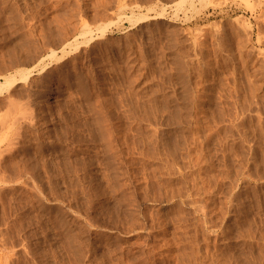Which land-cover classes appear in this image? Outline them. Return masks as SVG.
Segmentation results:
<instances>
[{
  "label": "rangeland",
  "instance_id": "374dc122",
  "mask_svg": "<svg viewBox=\"0 0 264 264\" xmlns=\"http://www.w3.org/2000/svg\"><path fill=\"white\" fill-rule=\"evenodd\" d=\"M104 1L0 0V264H264V1Z\"/></svg>",
  "mask_w": 264,
  "mask_h": 264
},
{
  "label": "bare ground",
  "instance_id": "6f19581e",
  "mask_svg": "<svg viewBox=\"0 0 264 264\" xmlns=\"http://www.w3.org/2000/svg\"><path fill=\"white\" fill-rule=\"evenodd\" d=\"M6 1V0H5ZM9 1V0H8ZM78 1V0H77ZM104 1V0H103ZM219 1V0H218ZM264 1V0H263ZM34 2V1H33ZM39 2V1H38ZM37 2V3H38ZM76 2V1H75ZM81 2V1H80ZM104 2H106V1H104ZM247 2H249V1H247ZM69 3V2H68ZM180 3V2H179ZM178 3V4H179ZM217 3V2H216ZM221 3H223V2H221ZM254 3H256V2H254ZM260 4V0L257 2V4ZM39 4V3H38ZM58 4V3H57ZM74 4V3H73ZM105 4V3H104ZM212 4V3H211ZM219 4V3H218ZM247 4V3H246ZM250 4V3H249ZM252 5H251V8H254L253 6H255L256 7V4L254 5L253 3H251ZM258 4V5H259ZM10 5V4H9ZM14 5V4H13ZM75 5V4H74ZM100 5V4H99ZM106 5V4H105ZM109 5H110V3H109ZM261 5V4H260ZM12 6V5H11ZM32 6V5H31ZM30 6V7H31ZM76 6V5H75ZM95 6V5H94ZM262 6V5H261ZM108 7H110V6H108ZM249 7V6H248ZM247 7V8H248ZM259 7V6H258ZM105 8V7H104ZM101 9V8H100ZM256 9V8H255ZM13 10V9H12ZM263 10H264V8H263ZM17 11V10H16ZM120 11V10H119ZM257 11H258V9H257ZM12 12V11H11ZM254 12V11H253ZM260 14L261 13H259V16H260ZM13 15V14H12ZM261 15H263V14H261ZM18 16V15H17ZM124 16V15H123ZM15 17V16H14ZM13 17V18H14ZM20 17V16H19ZM119 17V16H118ZM261 17V16H260ZM18 18V17H17ZM238 18H240L239 16H238ZM258 18V17H257ZM263 18V17H262ZM120 19V18H119ZM118 19V20H119ZM142 19V18H141ZM145 19V18H144ZM237 19V18H236ZM254 19H256V18H254ZM32 20V19H31ZM143 20V19H142ZM239 20H241V19H239ZM260 20V19H259ZM16 21V20H15ZM14 21V22H15ZM111 21V20H110ZM238 21V20H237ZM248 21V20H247ZM260 22V21H259ZM258 22V23H259ZM18 23V22H17ZM81 23V22H80ZM88 23V22H87ZM245 22H243V25H246V24H244ZM20 24V23H19ZM78 24V23H77ZM109 24H110V22H109ZM102 25V24H101ZM62 26H64V25H62ZM84 26V25H83ZM231 27H232V25H231ZM238 27V26H237ZM88 28V27H87ZM219 28V27H218ZM257 28H258V26H257ZM260 28V27H259ZM217 29V28H216ZM247 29V28H246ZM246 29H245V31H246ZM251 29V28H250ZM89 30V29H88ZM231 30V29H230ZM234 30V29H233ZM249 30V29H248ZM99 31V30H98ZM103 31V30H102ZM204 31V30H203ZM243 31V30H242ZM87 32H89V31H87ZM86 32V34H88ZM200 32H202V31H200ZM218 32V31H217ZM227 32V31H226ZM251 32V31H250ZM262 32V31H261ZM100 33H101V29H100ZM215 33V32H214ZM236 33V32H235ZM241 33H243V32H241ZM247 33V32H246ZM106 34V33H105ZM211 34V33H210ZM218 34V33H217ZM251 34V33H250ZM199 35V34H198ZM223 35V34H222ZM209 36V35H208ZM243 36H245V35H243ZM251 36V35H250ZM257 36H259V35H257ZM262 36V35H261ZM80 37H82V36H80ZM202 37V36H201ZM200 37V38H201ZM211 37H214V36H211ZM221 37V36H220ZM253 37V36H252ZM232 38V37H231ZM262 38H263V36H262ZM218 39H219V37H218ZM246 39V38H245ZM43 40V39H42ZM51 40V39H50ZM204 40V39H203ZM221 40V39H220ZM248 40V39H247ZM256 40H259V39H256ZM49 41V40H48ZM85 41V40H84ZM215 41V40H214ZM225 41V40H224ZM245 41V40H244ZM243 41V42H244ZM249 41V40H248ZM194 42V41H193ZM202 42V41H201ZM205 42V41H204ZM203 42V43H204ZM207 42V41H206ZM216 42V41H215ZM258 42V41H257ZM52 43V42H51ZM195 43V42H194ZM247 43V42H246ZM260 43V42H259ZM61 44V43H60ZM125 44V43H124ZM197 44V43H196ZM221 44V43H220ZM248 44V43H247ZM258 44V43H257ZM199 45V44H198ZM202 45V44H201ZM211 45V44H210ZM233 45V44H232ZM43 46V45H42ZM77 46V45H76ZM195 46V45H194ZM227 46V45H226ZM239 46V45H238ZM237 46V47H238ZM206 47H207V45H206ZM244 47H245V45H244ZM51 48V47H50ZM67 48V47H66ZM217 47H215V49H216ZM230 48V47H229ZM119 49V48H118ZM219 49V48H218ZM221 49V48H220ZM246 49V48H245ZM251 49H252V47H251ZM197 50V49H196ZM199 50H200V48H199ZM237 50V49H236ZM239 50V49H238ZM241 50H243L242 48H241ZM263 50V49H262ZM64 51V50H63ZM176 51V50H175ZM215 51V50H214ZM213 51V52H214ZM217 51V50H216ZM54 53H55V51H53ZM122 52V51H121ZM177 52V51H176ZM221 52V51H220ZM238 52V51H237ZM247 52V51H246ZM88 53V52H87ZM203 53V52H202ZM227 53V52H226ZM239 53V52H238ZM262 53V52H261ZM67 54V53H66ZM78 54V53H77ZM131 54H133V53H131ZM234 54H235V52H234ZM247 54V53H246ZM207 55V54H206ZM215 55V54H214ZM238 55V54H237ZM177 56H179V55H177ZM218 56V55H217ZM234 56V55H233ZM53 57V56H52ZM62 57V56H61ZM60 57V58H61ZM121 57V56H120ZM127 57V56H126ZM133 57V56H132ZM198 57V56H197ZM200 57V56H199ZM230 57V56H229ZM241 57H242V55H241ZM246 57V56H245ZM45 58V57H44ZM50 58V57H49ZM91 58V57H90ZM131 58V57H130ZM222 58V57H221ZM244 58V57H243ZM28 59V58H27ZM26 59V60H27ZM56 59V58H55ZM89 59V58H88ZM181 59V58H180ZM236 59V58H235ZM241 59V58H240ZM246 59V58H245ZM81 60V59H80ZM204 60V59H203ZM224 60V59H223ZM228 60V59H227ZM233 60V59H232ZM86 61V60H85ZM90 61V60H89ZM135 62V61H134ZM225 62V61H224ZM228 62V61H227ZM245 62V61H244ZM23 63H24V61H23ZM188 63V62H187ZM209 63V62H208ZM240 63V62H239ZM137 64V63H136ZM206 64V63H205ZM241 64V63H240ZM168 66H169V64H167ZM171 65V64H170ZM209 65V64H208ZM225 65V64H224ZM49 66V65H48ZM173 66V65H172ZM221 66V65H220ZM240 66V65H239ZM170 67V66H169ZM174 67V66H173ZM173 67H171V68H173ZM178 67V66H177ZM215 67V66H214ZM228 67V66H227ZM243 67V66H242ZM44 68H45V66H44ZM43 68V69H44ZM139 68V67H138ZM168 68V67H167ZM175 68V67H174ZM199 68V67H198ZM197 68V69H198ZM248 68V67H247ZM79 69V68H78ZM199 69H201V68H199ZM223 69V68H222ZM34 70V69H33ZM167 70V69H166ZM219 70V69H218ZM217 70V71H218ZM237 70V69H236ZM248 70V69H247ZM48 71V70H47ZM163 71H165V69L163 70ZM220 71V70H219ZM243 71V70H242ZM262 71V70H261ZM130 72V71H129ZM167 72V71H166ZM170 72V71H169ZM243 72H246V71H243ZM17 73V72H16ZM24 73V72H23ZM232 73V72H231ZM239 73V72H238ZM32 74V73H31ZM48 74V73H47ZM50 74V73H49ZM163 74V73H162ZM169 74H171V73H169ZM177 74V73H176ZM241 74V73H240ZM246 74V73H245ZM244 74V75H245ZM249 74V73H248ZM19 75V74H18ZM164 75V74H163ZM186 75H187V73H186ZM193 75V74H192ZM231 76H232V74H230ZM243 75V74H242ZM250 75V74H249ZM24 76V75H23ZM180 76V75H179ZM200 76V75H199ZM209 76V75H208ZM227 76V75H226ZM225 76V77H226ZM234 76V75H233ZM247 76V75H246ZM14 77H15V75H14ZM14 77H11V78H14ZM178 77V76H177ZM224 77V76H223ZM224 77V78H225ZM228 77V76H227ZM237 77V76H236ZM248 77H250V76H248ZM254 77V76H253ZM55 78H57V77H55ZM171 78V77H170ZM184 78V77H183ZM198 78V77H197ZM206 78V77H205ZM234 78V77H233ZM255 78V77H254ZM20 79V78H19ZM231 79V78H230ZM42 80V79H41ZM159 80H161V79H159ZM233 80V79H232ZM236 80V79H235ZM251 80V79H250ZM38 81V80H37ZM53 81V80H52ZM170 81V80H169ZM204 81V80H203ZM212 81V80H211ZM215 81V80H214ZM231 81V80H230ZM253 81V80H252ZM251 81V82H252ZM16 82V79H13V80H9V81H7L6 80V82L5 83H2V85H1V88H6V87H8L9 88V86H11V85H13L14 83ZM208 82V81H207ZM213 82V81H212ZM219 82H221V80H219ZM227 82V81H226ZM244 82V81H243ZM35 83H37V82H35ZM39 83V82H38ZM170 83V82H169ZM174 83V82H173ZM196 83V82H195ZM209 83V82H208ZM264 83V82H263ZM167 84V83H166ZM210 84V83H209ZM227 84V83H226ZM230 84V83H229ZM231 84H232V82H231ZM250 84H252V83H250ZM205 86H206V84H204ZM208 85V84H207ZM215 85V84H214ZM234 85V84H233ZM232 85V86H233ZM248 85V84H247ZM162 86V85H161ZM171 86V85H170ZM169 86V87H170ZM178 86V85H177ZM231 86V85H230ZM246 86V85H245ZM258 86V85H257ZM162 87H164V86H162ZM175 87V86H174ZM227 87V86H226ZM237 87V86H236ZM239 87V86H238ZM240 87H242V86H240ZM244 87V86H243ZM255 87H256V85H255ZM254 87V88H255ZM199 88V87H198ZM222 88V87H221ZM232 88V87H231ZM248 88V87H247ZM250 88V87H249ZM242 89V88H241ZM251 89V90H250ZM249 90L252 92V91H256V90H252V88H250ZM260 89V88H259ZM5 90V89H4ZM56 90V89H55ZM186 90V89H185ZM223 90V89H222ZM235 90V89H234ZM249 90H248V92H249ZM224 91V90H223ZM243 90H240V92H242ZM169 92V91H168ZM239 92V91H238ZM247 92V93H248ZM170 93V92H169ZM219 93H220V91H219ZM222 93V92H221ZM224 93V92H223ZM29 94V93H28ZM27 94V95H28ZM166 94V93H165ZM172 94V93H171ZM207 94V93H206ZM250 94V93H249ZM249 94H248V96H249ZM229 95V94H228ZM227 95V96H228ZM238 95V94H237ZM251 95V94H250ZM36 96V95H35ZM170 96V95H169ZM168 96V97H169ZM173 96V95H172ZM171 96V97H172ZM175 96V95H174ZM253 96V95H252ZM252 96H251V98H252ZM258 96V95H257ZM256 96V97H257ZM45 97V96H44ZM176 97V96H175ZM178 97V96H177ZM201 97V96H200ZM209 97V96H208ZM221 97V96H220ZM32 98V97H31ZM166 98V97H165ZM198 98V97H197ZM233 98V97H232ZM235 98V97H234ZM249 98V97H248ZM258 98V97H257ZM174 99V98H173ZM209 99V98H208ZM238 99V98H237ZM244 99V98H243ZM254 99V98H253ZM252 99V100H253ZM166 100H167V98H166ZM176 100V99H175ZM207 100V99H206ZM209 100H211V99H209ZM257 100V99H256ZM161 101H163V100H161ZM230 101V100H229ZM235 101V100H234ZM242 101V100H241ZM250 101V100H249ZM45 102V101H44ZM171 102V101H170ZM174 102V101H173ZM231 102V101H230ZM239 102V101H238ZM247 102V101H246ZM164 103H166V101L164 102ZM178 103V102H177ZM200 103V102H199ZM234 103V102H233ZM243 103H244V101H243ZM249 103V102H248ZM232 104V103H231ZM246 104V103H245ZM245 104H243V105H245ZM179 105V104H178ZM238 105H239V103H238ZM247 105V104H246ZM253 105V104H252ZM257 105V104H256ZM261 105V104H260ZM230 106V105H229ZM242 106V105H241ZM254 106H255V104H254ZM167 107V106H166ZM178 107V106H177ZM228 107V106H227ZM245 107V106H244ZM243 107V108H244ZM247 107V106H246ZM245 107V108H246ZM249 107V106H248ZM259 107V106H258ZM202 108V107H201ZM226 108V107H225ZM232 108V107H231ZM257 108V107H256ZM164 109V108H163ZM167 109H168V107H167ZM235 109V108H234ZM255 109V108H254ZM166 110V109H165ZM200 110V109H199ZM219 110V109H218ZM256 110V109H255ZM254 110V111H255ZM33 111V110H32ZM162 111H164V110H162ZM169 111V110H168ZM239 111H240V108H239ZM242 111L243 112H245L243 109H242ZM252 111V110H251ZM166 112V111H165ZM203 112V111H202ZM208 112V111H207ZM247 112H250L249 110L247 111ZM264 112V111H263ZM201 113V112H200ZM218 113H220V111L218 112ZM26 114H27V112H26ZM31 114V113H30ZM225 114V113H224ZM242 114V113H241ZM22 115V114H21ZM27 115H29V114H27ZM36 115H37V113H36ZM163 115V114H162ZM220 115V114H219ZM238 116H239V114H237ZM249 115V114H248ZM256 115H257V113H256ZM26 116V115H25ZM200 116V115H199ZM208 116V115H207ZM212 116V115H211ZM195 117H197V116H195ZM222 117V116H221ZM242 117V116H241ZM34 118V117H33ZM196 119H198V118H196ZM204 119V118H203ZM214 119V118H213ZM220 119V118H219ZM242 119V118H241ZM248 119H250V117L248 118ZM262 119V118H261ZM34 120H36V119H34ZM45 120V119H44ZM49 120V119H48ZM205 120V119H204ZM243 120V119H242ZM46 121V120H45ZM194 121H195V119H194ZM216 121V120H215ZM244 121V120H243ZM263 121V120H262ZM44 122V121H43ZM209 123L211 122V121H208ZM219 122V121H218ZM233 122V121H232ZM242 122V121H241ZM26 123H27V121H26ZM207 123V122H206ZM214 123V122H213ZM246 123V122H245ZM256 123H258V122H256ZM39 124V123H38ZM87 124V123H86ZM211 124V123H210ZM217 124V123H216ZM215 124V125H216ZM255 124V123H254ZM13 125V124H12ZM27 125V124H26ZM105 125V124H104ZM236 125H237V123H236ZM258 125V124H257ZM264 125V124H263ZM205 126V125H204ZM207 126V125H206ZM231 126V125H230ZM32 127V126H31ZM36 127V126H35ZM98 127V126H97ZM107 127V126H106ZM190 127H192V126H190ZM242 127V126H241ZM258 127V126H257ZM37 128V127H36ZM195 128V127H194ZM216 128V127H215ZM230 128V127H229ZM233 128V127H232ZM206 129H208V128H206ZM205 129V130H206ZM211 129H212V127H211ZM210 129V130H211ZM227 129V128H226ZM238 129V128H237ZM236 129V130H237ZM257 129V128H256ZM199 130V129H198ZM210 130H208V131H210ZM234 130V129H233ZM258 130V129H257ZM264 130V129H263ZM28 131V130H27ZM191 131V130H190ZM201 131V130H200ZM212 131V130H211ZM226 131V130H225ZM231 131V130H230ZM235 131V130H234ZM113 132V131H112ZM207 132V131H206ZM213 132V131H212ZM215 132H216V129H215ZM220 132V131H219ZM227 132H228V130H227ZM248 132V131H247ZM211 133V132H210ZM246 133V132H245ZM244 133V134H245ZM255 133V132H254ZM28 134V133H27ZM192 134V133H191ZM194 134V133H193ZM192 134V135H193ZM209 134V133H208ZM225 134V133H224ZM243 134V135H244ZM252 134V133H251ZM108 135V134H107ZM196 135V134H195ZM240 135V133L238 134V136ZM242 135V136H243ZM254 135V134H253ZM33 136H35V135H33ZM32 136V137H33ZM206 136V135H205ZM217 136V135H216ZM226 136H228V135H226ZM231 136V135H230ZM229 136V137H230ZM246 136V135H245ZM250 136V135H249ZM199 137V136H198ZM197 137V138H198ZM225 137V136H224ZM233 137V136H232ZM244 137V136H243ZM252 137V136H251ZM260 137V136H259ZM190 138V137H189ZM193 138H194V136H193ZM204 138V137H203ZM206 138V137H205ZM210 138V137H209ZM216 138V137H215ZM246 138V137H245ZM26 139V138H25ZM115 139V138H114ZM208 138H206V140H207ZM214 139V138H213ZM221 139V138H220ZM237 139V138H236ZM259 139V138H258ZM260 139H262V138H260ZM259 139V140H260ZM109 140V139H108ZM113 140V139H112ZM122 140V139H121ZM188 140V139H187ZM190 140V139H189ZM193 140V139H192ZM196 140V139H195ZM205 140V139H204ZM211 140V139H210ZM254 140V139H253ZM257 140V139H256ZM10 141V140H9ZM239 141H240V139H239ZM108 142V141H107ZM110 142V141H109ZM197 143H198V141H196ZM199 142H200V140H199ZM223 142H225V141H223ZM250 142V141H249ZM10 143V142H9ZM201 143V142H200ZM213 143H214V141H213ZM232 143H234V142H232ZM240 143H242V142H240ZM263 143V142H262ZM180 144V143H179ZM178 144V145H179ZM188 144H189V142H188ZM191 144V143H190ZM193 144V143H192ZM217 144V143H216ZM220 144V143H219ZM222 144V143H221ZM230 144V143H229ZM260 144V143H259ZM8 145V144H7ZM177 145V144H176ZM175 145V146H176ZM186 145V144H185ZM200 145H202V144H200ZM212 145V144H211ZM233 145V144H232ZM245 145V144H244ZM263 145V144H262ZM205 146V145H204ZM240 146V145H239ZM247 146V145H246ZM255 146V145H254ZM191 147V146H190ZM227 147V146H226ZM230 147V146H229ZM244 147V146H243ZM109 148V147H108ZM175 148V147H174ZM181 148V147H180ZM183 148V147H182ZM231 148V147H230ZM242 148V147H241ZM241 148H240V150H241ZM264 148V147H263ZM112 149V148H111ZM187 149V148H186ZM197 149V148H196ZM199 149V148H198ZM209 149V148H208ZM246 149H247V147H246ZM5 150V149H4ZM136 151V150H135ZM177 151V150H176ZM185 151V150H184ZM199 151V150H198ZM217 151V150H216ZM130 152V151H129ZM197 152V151H196ZM200 152V151H199ZM203 152V151H202ZM201 152V153H202ZM260 152H262V151H260ZM229 153H230V151H229ZM228 153V154H229ZM237 153V152H236ZM264 153V152H263ZM190 154V153H189ZM205 154V153H204ZM226 154V153H225ZM126 155V154H125ZM188 155V154H187ZM198 155V154H197ZM201 155V154H200ZM263 155V154H262ZM130 156V155H129ZM191 156V155H190ZM189 156V157H190ZM209 156V155H208ZM222 156V155H221ZM231 156H232V153H231ZM188 157V156H187ZM188 157V158H189ZM196 157V156H195ZM226 157V156H225ZM237 157H238V155H237ZM206 158V157H205ZM230 158V157H229ZM261 158V157H260ZM193 159V158H192ZM198 159H199V156H198ZM258 159V158H257ZM237 160V159H236ZM264 160V159H263ZM196 161H197V159H196ZM235 161V160H234ZM188 162V161H187ZM202 162V161H201ZM207 162V161H206ZM237 162H239L238 160H237ZM242 162V161H241ZM240 162V163H241ZM257 161L255 160V163H256ZM248 163V162H247ZM264 163V162H263ZM127 164V163H126ZM197 163H195V165H196ZM220 164V163H219ZM218 164V165H219ZM233 164V163H232ZM235 164V163H234ZM245 164H246V162H245ZM200 165V164H199ZM202 165V164H201ZM221 165V164H220ZM229 165V164H228ZM254 165V164H253ZM263 165V164H262ZM197 166V165H196ZM223 166H225V165H223ZM239 166V165H238ZM257 166V165H256ZM264 166V165H263ZM36 167V166H35ZM101 167V166H100ZM186 167V166H185ZM194 167V166H193ZM199 167V166H198ZM122 168V167H121ZM228 168V167H227ZM108 169V168H107ZM186 169V168H185ZM184 169V170H185ZM200 170H201V168H199ZM221 169V168H220ZM255 169V168H254ZM264 169V168H263ZM97 170V169H96ZM190 170V169H189ZM195 170V169H194ZM218 170V169H217ZM256 171V170H255ZM260 171V170H259ZM98 172V171H97ZM102 172V171H101ZM172 172V171H171ZM170 172V173H171ZM191 172V171H190ZM230 172V171H229ZM235 172V171H234ZM264 172V171H263ZM262 172V173H263ZM106 173V172H105ZM181 173V172H180ZM198 173V172H197ZM221 173V172H220ZM258 173V172H257ZM260 173V172H259ZM131 174V173H130ZM173 174V173H172ZM237 174V173H236ZM106 175V174H105ZM117 175V174H116ZM174 175V174H173ZM195 175H196V173H195ZM218 175V174H217ZM231 175V174H230ZM245 175V174H244ZM135 176V175H134ZM191 176V175H190ZM198 176V175H197ZM221 176V175H220ZM219 176V177H220ZM236 176V175H235ZM238 176V175H237ZM255 176V175H254ZM257 176V175H256ZM261 176V175H260ZM103 177V176H102ZM218 177V176H217ZM226 177V176H225ZM231 177V176H230ZM233 177V176H232ZM239 177V176H238ZM128 178V177H127ZM131 178V177H130ZM133 178V177H132ZM209 178V177H208ZM234 178V177H233ZM253 178V177H252ZM255 178V177H254ZM201 179V178H200ZM205 179V178H204ZM194 180V179H193ZM258 180V179H257ZM145 181V180H144ZM150 181V180H149ZM187 181H188V179H187ZM195 181V180H194ZM214 181V180H213ZM221 181V180H220ZM223 181V180H222ZM135 182V181H134ZM147 182V181H146ZM197 182V181H196ZM205 182V181H204ZM97 183V182H96ZM98 184V183H97ZM129 184V183H128ZM186 184V183H185ZM203 184V183H202ZM107 185V184H106ZM156 185V184H155ZM161 185V184H160ZM190 185V184H189ZM126 186V185H125ZM151 186V185H150ZM158 186V185H157ZM167 186V185H166ZM194 186V185H193ZM221 186V185H220ZM119 187V186H118ZM154 187V186H153ZM191 187V186H190ZM157 188V187H156ZM159 188H160V186H159ZM166 188V187H165ZM193 188V187H192ZM207 188V187H206ZM215 188V187H214ZM131 189V188H130ZM168 189V188H167ZM167 189H165V190H167ZM208 189V188H207ZM206 189V190H207ZM80 190V189H79ZM106 190V189H105ZM172 190H173V188H172ZM175 190V189H174ZM178 190V189H177ZM192 190V189H191ZM212 190V189H211ZM211 190H210V192H211ZM214 190V189H213ZM108 191V190H107ZM128 191V190H127ZM208 191V190H207ZM81 192V191H80ZM132 192V191H131ZM196 192V191H195ZM201 192V191H200ZM103 193H104V191H103ZM117 193V192H116ZM143 193V192H142ZM179 193V192H178ZM182 193V192H181ZM186 193V192H185ZM221 193V192H220ZM154 194V193H153ZM165 194V193H164ZM237 194V193H236ZM138 195V194H137ZM149 195V194H148ZM169 195V194H168ZM179 195V194H178ZM198 195V194H197ZM197 195H196V197H197ZM228 195V194H227ZM87 196V195H86ZM142 196V195H141ZM185 196V195H184ZM203 196V195H202ZM224 196V195H223ZM131 197V196H130ZM140 197V196H139ZM152 197H153V195H152ZM227 197V196H226ZM189 198V197H188ZM201 198V197H200ZM242 198V197H241ZM155 199V198H154ZM180 200V199H179ZM187 200V199H186ZM241 200V199H240ZM138 201V200H137ZM146 202V201H145ZM153 202V201H152ZM176 202V201H175ZM194 202V201H193ZM187 203V202H186ZM155 204V203H154ZM204 204V203H203ZM188 205V204H187ZM199 205V204H198ZM176 206V205H175ZM196 208H197V206H195ZM208 207H210V206H208ZM135 209V208H134ZM198 209V208H197ZM200 209H202V208H200ZM226 209V208H225ZM224 209V210H225ZM227 210V209H226ZM149 212V211H148ZM134 214V213H133ZM142 215V214H141ZM137 217V216H136ZM97 218H98V216H97ZM138 218V217H137ZM148 218V217H147ZM145 219V218H144ZM170 219V218H169ZM175 219H177V218H175ZM209 219V218H208ZM150 220V219H149ZM152 220V219H151ZM153 221V220H152ZM162 221V220H161ZM209 221V220H208ZM93 222V221H92ZM136 222V221H135ZM165 222V221H164ZM172 222V221H171ZM179 222V221H178ZM138 223V222H137ZM162 223V222H161ZM201 223V222H200ZM90 224V223H89ZM166 224V223H165ZM145 225V224H144ZM178 225V224H177ZM200 226V225H199ZM203 226V225H202ZM174 227V226H173ZM176 227V226H175ZM172 228V227H171ZM115 229V228H114ZM150 229V228H149ZM198 230V229H197ZM128 231V230H127ZM149 231V230H148ZM131 232V231H130ZM151 234V233H150ZM197 234V233H196ZM123 235H125V234H123ZM143 235V234H142ZM162 236V235H161ZM251 236H252V234H251ZM185 237V236H184ZM191 237V236H190ZM98 238V237H97ZM155 238H156V236H155ZM161 238V237H160ZM148 239V238H147ZM152 239V238H151ZM185 239V238H184ZM154 240V239H153ZM165 240V239H164ZM198 240V239H197ZM136 241V240H135ZM89 242V241H88ZM147 242V241H146ZM200 242V241H199ZM81 243V242H80ZM76 245V244H75ZM143 245V244H142ZM156 245V244H155ZM167 245V244H166ZM118 246V245H117ZM171 246V245H170ZM158 247V246H157ZM177 246H175L174 248H176ZM75 248V247H74ZM123 249H124V247H122ZM142 248V247H141ZM141 248H140V250H141ZM156 248V247H155ZM75 250V249H74ZM113 250V249H112ZM149 250V249H148ZM150 250H152V248L150 249ZM179 250V249H178ZM80 252V251H79ZM83 252V251H82ZM113 252V251H112ZM144 252V251H143ZM177 252V251H176ZM194 252V251H193ZM215 252V251H214ZM226 252V251H225ZM118 253H119V251H118ZM182 253V252H181ZM198 253V252H197ZM202 253V252H201ZM76 254V253H75ZM80 254V253H79ZM155 254V253H154ZM257 254V253H256ZM113 255V254H112ZM148 255V254H147ZM153 255V254H152ZM166 256V255H165ZM183 256V255H182ZM185 256V255H184ZM191 256V255H190ZM211 256V255H210ZM225 256V255H224ZM258 256V255H257ZM199 257V256H198ZM205 257V256H204ZM79 258V257H78ZM103 258V257H102ZM112 258V257H111ZM164 258V257H163ZM183 258V257H182ZM208 258V257H207ZM83 259V258H82ZM114 259V258H113ZM125 259V258H124ZM129 259V258H128ZM141 259V258H140ZM155 259V258H154ZM184 259V258H183ZM187 259V258H186ZM205 259V258H204ZM214 259V258H213ZM252 259V258H251ZM171 260V259H170ZM190 260V259H189ZM188 260V261H189ZM117 261V260H116ZM122 261V260H121ZM137 261V260H136ZM142 261V260H141ZM194 261V260H193ZM6 262V261H5ZM4 262V263H5ZM125 262V261H124ZM127 262V261H126ZM135 262V261H134ZM148 262V261H147ZM176 262V261H175ZM182 262V261H181ZM192 262V261H191ZM200 262V261H199ZM220 262V261H219ZM127 263H129V262H127ZM173 263V262H172ZM187 263H189V262H187ZM2 264V263H1ZM152 264V263H151ZM181 264V263H180ZM184 264V263H183ZM189 264H192V263H189ZM202 264H204L203 262H202ZM206 264H208V263H206ZM218 264V263H217ZM256 264V263H255Z\"/></svg>",
  "mask_w": 264,
  "mask_h": 264
}]
</instances>
